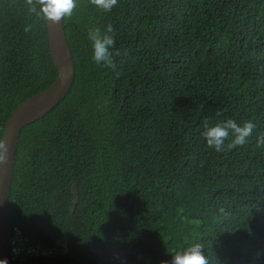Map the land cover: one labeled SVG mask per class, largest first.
<instances>
[{
    "label": "trees",
    "instance_id": "16d2710c",
    "mask_svg": "<svg viewBox=\"0 0 264 264\" xmlns=\"http://www.w3.org/2000/svg\"><path fill=\"white\" fill-rule=\"evenodd\" d=\"M64 19L69 95L24 128L9 222L15 264H264V0H77ZM31 24L32 30L25 31ZM113 27V66L88 30ZM58 76L47 23L0 0V139L13 112ZM252 120L243 146H206L204 123Z\"/></svg>",
    "mask_w": 264,
    "mask_h": 264
},
{
    "label": "clouds",
    "instance_id": "9594fccd",
    "mask_svg": "<svg viewBox=\"0 0 264 264\" xmlns=\"http://www.w3.org/2000/svg\"><path fill=\"white\" fill-rule=\"evenodd\" d=\"M24 3L30 15L36 16L39 20L53 27L60 26L65 18L72 17L78 7L77 0H24ZM89 3L108 13L118 5V0H89ZM32 27L29 24L24 30L26 32L31 31ZM113 32L111 24L107 25L104 30L95 26L88 30V39L91 41L93 49L92 58L95 63L103 64L106 67L113 66L111 49L115 47L116 43ZM255 129L256 124L252 120L237 122L234 119H227L226 121H218L215 124H209L206 121L201 135L209 149L221 152L224 150L225 141L228 140L230 134L234 138L228 144V147L234 148L246 144ZM257 145L264 146V134L257 136ZM10 152V144L5 139H0V166L7 163ZM0 264H6V261H0ZM172 264H210V261L205 255L203 245L192 243L174 253Z\"/></svg>",
    "mask_w": 264,
    "mask_h": 264
},
{
    "label": "water",
    "instance_id": "95a60500",
    "mask_svg": "<svg viewBox=\"0 0 264 264\" xmlns=\"http://www.w3.org/2000/svg\"><path fill=\"white\" fill-rule=\"evenodd\" d=\"M47 30L50 52L58 73L57 79L50 88L21 104L11 115L3 133V139L11 146L7 163L0 166V261H6V264H15L11 254L9 198L22 132L24 128L45 118L61 104L72 90L77 76L64 20L57 27L47 23Z\"/></svg>",
    "mask_w": 264,
    "mask_h": 264
},
{
    "label": "built area",
    "instance_id": "2783aa9c",
    "mask_svg": "<svg viewBox=\"0 0 264 264\" xmlns=\"http://www.w3.org/2000/svg\"><path fill=\"white\" fill-rule=\"evenodd\" d=\"M26 242L27 240L23 237L20 229L15 228L11 231V253L14 262H16L17 258L24 251V243Z\"/></svg>",
    "mask_w": 264,
    "mask_h": 264
}]
</instances>
